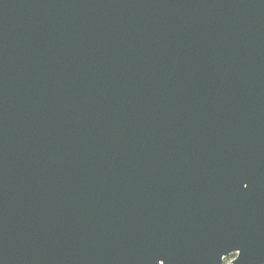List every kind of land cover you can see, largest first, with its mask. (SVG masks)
I'll list each match as a JSON object with an SVG mask.
<instances>
[{"label":"water","instance_id":"95a60500","mask_svg":"<svg viewBox=\"0 0 264 264\" xmlns=\"http://www.w3.org/2000/svg\"><path fill=\"white\" fill-rule=\"evenodd\" d=\"M264 264V0H0V264Z\"/></svg>","mask_w":264,"mask_h":264},{"label":"rangeland","instance_id":"374dc122","mask_svg":"<svg viewBox=\"0 0 264 264\" xmlns=\"http://www.w3.org/2000/svg\"><path fill=\"white\" fill-rule=\"evenodd\" d=\"M235 258V255L229 256L224 260V264L230 263Z\"/></svg>","mask_w":264,"mask_h":264}]
</instances>
